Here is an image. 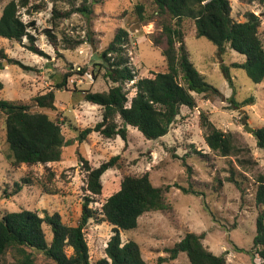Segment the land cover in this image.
I'll return each mask as SVG.
<instances>
[{
  "label": "rangeland",
  "instance_id": "374dc122",
  "mask_svg": "<svg viewBox=\"0 0 264 264\" xmlns=\"http://www.w3.org/2000/svg\"><path fill=\"white\" fill-rule=\"evenodd\" d=\"M8 1L0 0V14ZM96 1L91 6L89 22L73 13L53 23L50 2L31 16L25 9L21 10L24 22L35 23V30L30 33L35 39L34 47L41 53L30 51L26 39L17 43L0 38V50L7 59L26 67L2 60L0 98L23 103L31 111L47 114L61 125L68 143L59 162L45 166H14L5 140L4 117L0 115V217L29 210L40 217L45 213L58 214L63 224L76 226L87 195L82 161L95 168L112 157H118L116 166L102 175V192L94 196V202L89 206L97 215L84 228L91 264L105 257L104 248L112 235L111 226L102 222L98 215L101 205L119 190L123 177H139L145 173L153 186L163 189L169 209L143 214L135 229L120 232V239L122 243L135 241L148 264H188L185 254L169 260L166 252L188 232L203 233V245L213 254L223 255L226 264H262L258 258L251 260L245 253L236 252L234 247L252 248L255 219L258 212L264 210L255 204V178L264 175V150L256 147L253 133L246 132L242 125L245 116L253 131L264 127V82L252 83L244 70L234 66L241 64L244 56L229 48L223 54H217L214 44L196 37L192 21L182 20L179 27L189 59L219 94H193L196 108L182 107L168 134L158 140H146L135 128L127 126L126 142L119 137L106 139L91 132L80 143V132L93 128L101 120L102 113L100 107L85 102L80 91L103 92L110 87L111 84L103 78V68L98 66L101 63L99 53L109 44L117 29H125L129 34L127 55L136 74L135 80L149 76L150 72L166 71L160 51L151 42V36L161 30L152 1ZM229 3L231 16L238 22L245 20L247 12L259 16L258 33L264 43V6L239 0H229ZM136 5L143 6L145 22L135 16L133 8ZM57 9L65 11L68 6L60 3ZM45 31L55 37V44ZM221 65L229 69L232 85L221 72ZM72 73L65 88L55 89L64 75ZM91 74L97 78L89 79L87 76ZM131 85L132 82L125 85L130 96L133 93ZM50 90L55 95V110L39 108L33 98ZM248 98H252L253 104L244 107L231 102L241 103ZM201 114L216 128L232 135L235 145L243 152L228 157L212 153L203 140ZM245 149L249 153H245ZM228 178L238 184L229 182ZM15 183L22 186L18 193H14ZM180 187L197 195L184 194ZM43 229L49 242L50 229L46 224ZM35 264L54 263L35 254Z\"/></svg>",
  "mask_w": 264,
  "mask_h": 264
},
{
  "label": "trees",
  "instance_id": "16d2710c",
  "mask_svg": "<svg viewBox=\"0 0 264 264\" xmlns=\"http://www.w3.org/2000/svg\"><path fill=\"white\" fill-rule=\"evenodd\" d=\"M151 1L161 28L159 34L151 36V42L160 51L166 71L150 72L149 76L135 80L136 74L127 55L129 34L125 29H117L112 40L99 53L101 63L98 66L103 68V78L111 84L110 87L103 92L80 91L85 102L102 110L101 120L93 128L80 132V143L91 132H97L106 139L119 137L126 142L127 126L135 128L146 140H158L168 134L182 107L189 110L196 108L193 94H219L191 63L179 27L182 20L192 21L196 37H203L214 44L217 54L221 55L229 48L244 56L245 60L234 66L244 70L252 83L264 82V43L258 33L259 16L247 12L243 22L236 21L231 16L229 0ZM239 1L264 6V0ZM46 2L52 3L53 23L73 13L80 14L89 22L91 6L97 3L96 0L90 3L88 0H9L0 14V38L17 43L26 39L30 51L41 53L34 47L35 39L30 33V30H35L34 21L24 22L20 12L25 9L26 14L31 16L43 10ZM60 3L67 5L68 10H58L57 4ZM133 12L139 21H146L142 5H136ZM45 32L51 43L55 44V37L49 31ZM2 60L26 69L18 61L7 59L0 50V70ZM220 69L229 85H232L229 69L224 65ZM73 74L64 75L55 89L65 88L67 79ZM91 75L97 78L95 74ZM131 82L133 93L130 96L125 85ZM2 89L3 84L0 82V92ZM33 102L41 109L55 110L52 90L34 97ZM231 102L240 107L253 104L252 98L241 103ZM0 115L4 117L5 140L12 165L45 166L61 161L63 149L68 143L57 121L43 112L31 111L28 105L1 98ZM200 127L203 129L204 143L212 153L228 157L243 152V149L235 145L232 135L216 128L203 114L200 115ZM253 136L256 147L264 150V127L255 129ZM244 152L249 153L247 149ZM117 158L112 157L95 168L80 159L86 172L87 195L81 205V216L76 226L63 224L58 214L45 213L40 217L29 210L1 216L0 264H35V254L43 255L54 264H91L84 228L96 214L89 206L94 202V196L102 192V175L116 166ZM228 181L238 184L232 178H228ZM15 187L14 193H18L22 186L15 183ZM255 187V204L264 207V175L255 178ZM180 189L184 194L197 195L192 190ZM168 209L163 189L153 186L147 173L139 177H123L119 190L104 200L98 213L101 221L111 226L112 235L104 248L105 257L96 264H148L135 241L121 242L120 232L135 229L138 219L145 213L164 212ZM44 224L50 229L49 242L46 240ZM203 240V233H186L166 251L168 259L174 260L179 254H185L188 264H226L225 257L213 254L203 245ZM234 248L236 252L245 253L251 260L258 258L264 264V210L259 211L255 219L252 248Z\"/></svg>",
  "mask_w": 264,
  "mask_h": 264
},
{
  "label": "water",
  "instance_id": "95a60500",
  "mask_svg": "<svg viewBox=\"0 0 264 264\" xmlns=\"http://www.w3.org/2000/svg\"><path fill=\"white\" fill-rule=\"evenodd\" d=\"M242 125L244 127V130L248 133H253V129L248 125L247 118L244 116L242 119Z\"/></svg>",
  "mask_w": 264,
  "mask_h": 264
},
{
  "label": "built area",
  "instance_id": "2783aa9c",
  "mask_svg": "<svg viewBox=\"0 0 264 264\" xmlns=\"http://www.w3.org/2000/svg\"><path fill=\"white\" fill-rule=\"evenodd\" d=\"M87 77H88L89 79H91V78H92V75H88ZM92 79H93V78H92Z\"/></svg>",
  "mask_w": 264,
  "mask_h": 264
}]
</instances>
